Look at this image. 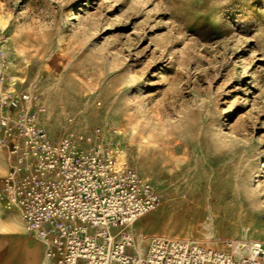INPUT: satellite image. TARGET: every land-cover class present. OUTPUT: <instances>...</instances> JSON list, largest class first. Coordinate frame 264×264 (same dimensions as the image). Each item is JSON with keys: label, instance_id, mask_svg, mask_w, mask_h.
<instances>
[{"label": "rangeland", "instance_id": "rangeland-1", "mask_svg": "<svg viewBox=\"0 0 264 264\" xmlns=\"http://www.w3.org/2000/svg\"><path fill=\"white\" fill-rule=\"evenodd\" d=\"M0 52L53 139L69 120L99 131L153 184L136 251L156 236L264 244V0H0Z\"/></svg>", "mask_w": 264, "mask_h": 264}, {"label": "built area", "instance_id": "built-area-1", "mask_svg": "<svg viewBox=\"0 0 264 264\" xmlns=\"http://www.w3.org/2000/svg\"><path fill=\"white\" fill-rule=\"evenodd\" d=\"M17 82L0 52V146L10 159L0 204L19 212L48 264H264L257 241L236 255L241 244L234 240L215 248L156 236L136 251L130 226L159 207L153 184L99 131L81 133L69 120L53 139L39 123L44 108Z\"/></svg>", "mask_w": 264, "mask_h": 264}, {"label": "crops", "instance_id": "crops-1", "mask_svg": "<svg viewBox=\"0 0 264 264\" xmlns=\"http://www.w3.org/2000/svg\"><path fill=\"white\" fill-rule=\"evenodd\" d=\"M6 210V226L9 237L5 240L0 238V249L3 252L0 257V262L4 261L6 264H9L10 254L20 250L24 255L22 264H42L44 260V246L25 231L19 212L15 208Z\"/></svg>", "mask_w": 264, "mask_h": 264}, {"label": "bare ground", "instance_id": "bare-ground-1", "mask_svg": "<svg viewBox=\"0 0 264 264\" xmlns=\"http://www.w3.org/2000/svg\"><path fill=\"white\" fill-rule=\"evenodd\" d=\"M188 196V195H187ZM214 202L215 201H176V203L178 204V205H180V206H185V208H187V207H189V206H195V205H197V204H199L200 206H202L203 204H205L206 206L208 205L209 207H211L213 204H214ZM3 235V234H2ZM1 235V236H2ZM7 235V234H6ZM21 238V237H20ZM1 240V239H0ZM19 241V240H18ZM32 241V240H31ZM239 243H241V242H239ZM11 245V244H10ZM6 246V245H5ZM23 246V245H22ZM26 246V245H25ZM7 247V246H6ZM3 248V247H2ZM26 248V247H25ZM39 249V248H38ZM247 249H248V247H247ZM29 250H31L30 248H29ZM28 250V251H29ZM241 247L240 248H238L237 250H236V254H239V253H241ZM30 252V251H29ZM2 250L0 249V257H1V255H2ZM26 257H28V256H26ZM24 259V258H23ZM27 259V258H26ZM30 260V259H29ZM36 262V261H35ZM42 264H48V262H47V260L46 259H44L43 260V262H42Z\"/></svg>", "mask_w": 264, "mask_h": 264}]
</instances>
